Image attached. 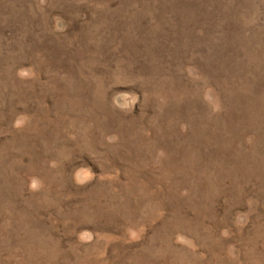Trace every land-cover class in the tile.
I'll return each instance as SVG.
<instances>
[{"label":"rangeland","instance_id":"obj_1","mask_svg":"<svg viewBox=\"0 0 264 264\" xmlns=\"http://www.w3.org/2000/svg\"><path fill=\"white\" fill-rule=\"evenodd\" d=\"M0 264H264V0H0Z\"/></svg>","mask_w":264,"mask_h":264}]
</instances>
